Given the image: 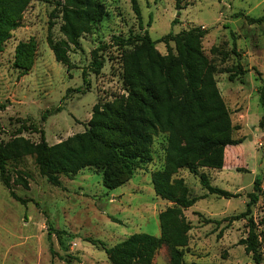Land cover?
<instances>
[{"label": "rangeland", "instance_id": "374dc122", "mask_svg": "<svg viewBox=\"0 0 264 264\" xmlns=\"http://www.w3.org/2000/svg\"><path fill=\"white\" fill-rule=\"evenodd\" d=\"M59 0L29 3L19 27L5 32L0 41V141L3 145L22 138L30 145L40 143L42 131L49 146L57 145L88 128L93 110H102L126 98L122 84L120 52L112 37L128 38L147 32L156 51L174 53L172 42H162L193 27L207 30L201 42L203 54L215 69L214 80L228 111L233 140L241 143L224 150L221 170L201 169L213 188L236 196L222 199L207 195L198 177L180 170L171 179L182 180L188 197H203L181 215L190 230L179 264H253L242 244L251 218L264 264V127H259L263 110L258 88L264 87V22L248 24L244 16H264V0H136L140 21L129 0H95L103 6L101 23L90 24L81 35L79 47H70L64 64L57 63L48 39L62 40L59 32ZM6 0H0V9ZM177 23L172 25V22ZM33 46V47H32ZM103 60L94 74L92 52L98 48ZM20 48V54L17 51ZM33 48V50H32ZM240 65L243 83L228 81L227 71ZM85 73V75H84ZM78 90V92H77ZM45 119L42 120V117ZM166 133L154 135L152 161L138 168L121 187L108 191L102 173L85 168L59 186L42 177L31 156L12 158L0 181V264H110L104 251L90 241L111 248L133 234L161 237L158 218L173 204L155 196L152 174L163 170L167 149ZM27 182L24 189L18 182ZM260 180L258 199L246 219L254 180ZM12 191L25 203L10 197ZM158 222V225H157ZM64 232V252L57 234ZM157 235V236H155ZM53 253V255H51ZM171 248L163 239L151 264H170Z\"/></svg>", "mask_w": 264, "mask_h": 264}, {"label": "trees", "instance_id": "16d2710c", "mask_svg": "<svg viewBox=\"0 0 264 264\" xmlns=\"http://www.w3.org/2000/svg\"><path fill=\"white\" fill-rule=\"evenodd\" d=\"M39 0H6L0 9V41L5 32L19 27L20 18L29 3ZM131 9L140 21L136 0H129ZM60 14L59 32L62 40L47 44L54 60L64 64L70 47L78 48L82 34L88 32L90 24L101 23L103 6L95 0H59L56 2ZM176 10L179 11L178 0ZM248 24L264 22V16H244ZM177 20L172 22L176 24ZM207 30L193 27L176 35L168 34L162 42H172L170 49L161 56L155 49L147 32L128 38L112 37L111 43L120 52L122 84L127 94L113 104L99 110L94 108L88 128L64 142L49 146L42 131L40 143L30 145L22 138L3 145L0 141V181L6 189L10 185L6 178L7 162L12 158L31 156L40 175L54 186H59L60 177L72 178L85 168H94L102 173V186L113 191L130 180L134 171L152 161L151 146L154 135L166 133L167 149L163 170L152 174V186L156 197L173 204L159 215L161 237L133 234L117 245L108 248L99 241H90L101 248L110 264H151L163 239L171 248L170 264H179L181 250L186 246L185 234L190 230L181 211L192 207L203 197H188L182 180L171 179L180 170L198 177L199 184L207 195L222 199L236 196L213 188L201 169L221 170L224 150L241 142L233 140V127L228 111L222 101L216 82L215 69L203 54L201 42ZM167 42V43H168ZM166 43V44H167ZM33 47V46H32ZM103 48L92 52L91 72L97 74L103 65L99 54ZM33 50V48H32ZM20 54V48L17 50ZM228 81L238 79L243 83L245 72L240 65L235 72L227 71ZM85 75V73H84ZM78 92V90H77ZM263 110L259 127H264V87L258 88ZM45 116L42 117V120ZM27 189V182L18 178ZM260 180L253 183V193L248 195L246 212L235 219H246L250 208L258 199ZM9 195L20 204L25 202L9 191ZM248 222L247 239L241 242L252 255L253 264H261L258 238L251 218ZM60 248L66 252L65 241L70 239L64 232L57 234ZM264 241V238H263ZM53 255V253H51ZM65 264H70L67 260Z\"/></svg>", "mask_w": 264, "mask_h": 264}, {"label": "crops", "instance_id": "0c3cea01", "mask_svg": "<svg viewBox=\"0 0 264 264\" xmlns=\"http://www.w3.org/2000/svg\"><path fill=\"white\" fill-rule=\"evenodd\" d=\"M157 225H158V222H157ZM155 236H157V235H155Z\"/></svg>", "mask_w": 264, "mask_h": 264}]
</instances>
